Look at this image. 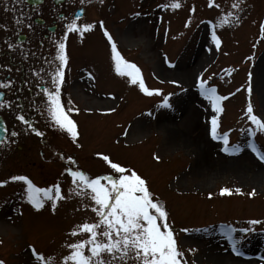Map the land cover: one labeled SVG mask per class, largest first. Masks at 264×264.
<instances>
[{
    "label": "rangeland",
    "instance_id": "374dc122",
    "mask_svg": "<svg viewBox=\"0 0 264 264\" xmlns=\"http://www.w3.org/2000/svg\"><path fill=\"white\" fill-rule=\"evenodd\" d=\"M171 2L102 0L80 23L92 25L91 30L75 32L65 44L66 64L75 68L67 92L78 106V136L74 140L59 128L48 141L61 157L47 147L41 159L39 145L31 155L28 180L43 204L39 209L29 201L27 183L0 174L2 264H66L73 251L69 245L91 239L79 226L98 223L93 211L98 206L90 195L76 194L79 181L73 183L69 169L84 171L89 179H119L103 156L125 168V175L134 171L146 181L154 201L168 213L187 264H216L217 254L231 260L251 255L256 257L251 261L264 263V176L254 177L257 169L264 171V161L253 150L264 153V131L246 114L250 103L264 121V0H214L219 7H209V0H179V9L163 7ZM229 12L231 22L221 26L219 19ZM105 31L124 60L140 69L146 87L159 95L144 94L116 72ZM201 80L227 97L220 102L221 112L201 94ZM165 98L169 107L163 106ZM213 117L217 139L211 134ZM55 185L63 199L44 196L47 189L55 197ZM223 188L232 194L220 195ZM251 220L261 223L251 225ZM229 228L234 229L235 251L223 235ZM245 228L251 231H241ZM103 230V225L97 229V240L107 242L99 235ZM90 247L86 244L85 255ZM101 258L106 264H138L131 253L123 260L119 253Z\"/></svg>",
    "mask_w": 264,
    "mask_h": 264
},
{
    "label": "snow or ice",
    "instance_id": "6c2138e0",
    "mask_svg": "<svg viewBox=\"0 0 264 264\" xmlns=\"http://www.w3.org/2000/svg\"><path fill=\"white\" fill-rule=\"evenodd\" d=\"M208 6L219 7L218 4H214V0H209ZM163 7H170L175 10L181 7V3L179 0H172L170 4L163 5ZM232 7L239 8L240 4L233 3ZM232 15L233 14L229 12L227 16H222L219 19V24L221 26L229 24L231 22L229 17ZM236 20L238 21L239 17H236ZM92 27V25L88 24L83 25L82 27H77L75 21L67 26L69 32L79 31L81 35H83L84 32L90 31ZM261 33H264V24L261 25ZM104 35L111 43L112 59L115 62L116 72L121 76L126 75L129 77V82L132 85H138L140 91L144 94L148 96L154 94L159 95V90H149L146 87L140 69L135 64L124 60L120 55L117 51L115 42L112 41L111 35L107 31L104 32ZM212 39L217 48H219L220 40L215 33H213ZM58 49V59L61 64L52 79L55 91L49 92V90L45 88L44 92L48 95V112L52 120L75 140L78 136L77 125L70 118L68 111H78V109L65 110L61 103L59 97L60 85L64 79L63 68L67 62L65 44L61 42ZM205 84L206 81L204 80H201L199 83L201 94L210 101L215 112H221L222 108L220 107V102L226 100L227 97L218 96L216 94V88L205 87ZM3 86L4 85H0V87ZM2 106L3 105H0V107ZM163 106L169 107L167 98L164 99ZM246 114L247 119L250 120L258 130L264 131V121L253 114V108L250 103L246 108ZM18 118L27 123L24 116ZM211 125L212 138L217 139L218 122L215 117H213ZM29 127L32 126L29 125ZM32 130L35 131L38 136L43 135L34 128ZM12 135L14 136L16 133H13ZM223 140L224 144L228 145L227 134L224 135ZM253 150L257 152L259 159L264 161V153L259 152V150H256L255 148ZM224 151H229L228 147H225ZM102 159L108 162L110 168L113 169L115 173L120 174L119 179H113V176L111 175L89 179V177L83 172L72 171L69 169V172L73 177V183H77V180L79 181L77 184L79 190L76 191V194L90 195L91 200L98 206L93 208V211L99 217V221L98 223H84L79 226L83 232L90 234L91 239L80 243L70 244L69 247L73 249V251L69 256L65 257L66 264L68 261H72L73 264H106L101 258L102 253H108L113 257L119 253L121 260L131 253L134 254L138 264H181L180 258L183 254L179 251L173 232L167 223L168 213L162 204L154 201L152 194L147 188L146 181L134 171H132L130 175H125L124 173L127 170L117 163H112L108 156H103ZM12 179L25 181L28 185L27 191L29 193V201L33 203L34 207L37 209L43 207L39 197L34 193V186L27 177L15 176L12 177ZM101 181H107L110 187L102 184ZM54 189L55 197L51 195V190L47 189L44 190V196L53 200L63 199L59 185H55ZM86 189L90 190V193H86ZM236 192L239 193L240 190L236 189ZM226 194L231 195V190L228 188L221 189L220 195ZM250 195H255V193H250ZM54 206L55 204H53V207ZM259 223H261L259 220L249 221V224L251 225ZM101 225L104 226V230L99 233V235L105 237L107 242L97 240V229ZM233 231L234 229L229 228L223 233V235L232 243L233 250L235 251L237 242L232 236ZM241 231L249 232L251 229L245 228ZM72 235H76V232L74 231ZM86 244L91 245L89 249L90 255H85L84 250ZM37 259L44 261L45 257L37 254ZM0 264H2V262H0ZM108 264H110V262H108Z\"/></svg>",
    "mask_w": 264,
    "mask_h": 264
},
{
    "label": "flooded vegetation",
    "instance_id": "af4514ba",
    "mask_svg": "<svg viewBox=\"0 0 264 264\" xmlns=\"http://www.w3.org/2000/svg\"><path fill=\"white\" fill-rule=\"evenodd\" d=\"M101 1L0 0V85H4L0 87L1 175L13 177L10 175L16 169L17 176L29 178L31 155L38 145L43 160L49 148L62 156L61 150L48 141L60 127L48 112V95L44 89L55 91L52 79L60 61L58 46L61 42L68 43L75 34L67 26L75 21L79 27ZM63 72L61 103L65 110L78 109L67 92L75 68L68 62ZM77 113L68 111L73 121ZM20 116L27 123L19 120ZM33 128L43 135H36Z\"/></svg>",
    "mask_w": 264,
    "mask_h": 264
},
{
    "label": "bare ground",
    "instance_id": "6f19581e",
    "mask_svg": "<svg viewBox=\"0 0 264 264\" xmlns=\"http://www.w3.org/2000/svg\"><path fill=\"white\" fill-rule=\"evenodd\" d=\"M181 76V79L184 81L186 80V73L185 72H181L179 74ZM79 83V84H78ZM78 86L79 87H83L84 85V82H78ZM86 99L89 100L90 97H88V95H86ZM199 172L201 170H198ZM264 176V171L261 170V169H257V171L255 172V175L254 177L256 179H260ZM214 254V253H213ZM214 260H215V263L216 264H264V263H261L259 261H251V259L253 258H256L254 256H251V255H237V257L234 259V260H231V258H229L228 256H223V255H215L213 256Z\"/></svg>",
    "mask_w": 264,
    "mask_h": 264
},
{
    "label": "trees",
    "instance_id": "16d2710c",
    "mask_svg": "<svg viewBox=\"0 0 264 264\" xmlns=\"http://www.w3.org/2000/svg\"><path fill=\"white\" fill-rule=\"evenodd\" d=\"M158 202V201H157ZM160 203V202H159ZM179 249V248H178ZM179 251L183 254V251L179 249ZM180 261H181V264H187L184 259H183V255L182 257L180 258Z\"/></svg>",
    "mask_w": 264,
    "mask_h": 264
}]
</instances>
